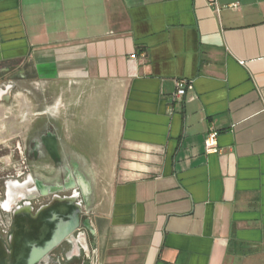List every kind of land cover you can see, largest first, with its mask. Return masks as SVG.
Returning a JSON list of instances; mask_svg holds the SVG:
<instances>
[{
  "label": "crops",
  "instance_id": "0c3cea01",
  "mask_svg": "<svg viewBox=\"0 0 264 264\" xmlns=\"http://www.w3.org/2000/svg\"><path fill=\"white\" fill-rule=\"evenodd\" d=\"M0 75L89 165L92 259L264 264V0H0Z\"/></svg>",
  "mask_w": 264,
  "mask_h": 264
},
{
  "label": "flooded vegetation",
  "instance_id": "af4514ba",
  "mask_svg": "<svg viewBox=\"0 0 264 264\" xmlns=\"http://www.w3.org/2000/svg\"><path fill=\"white\" fill-rule=\"evenodd\" d=\"M0 88L8 89L7 95L0 93V103L9 104L20 83L0 75ZM39 123L35 118L26 125L21 118L14 129L1 125L0 264H28V253L51 240L61 222L71 223V195L81 199L80 187L71 182L76 184L77 178L87 182L89 165L72 163L71 156L62 154L56 134ZM80 230L75 235L84 239ZM59 244L33 264H90L87 245L71 249V233Z\"/></svg>",
  "mask_w": 264,
  "mask_h": 264
},
{
  "label": "water",
  "instance_id": "95a60500",
  "mask_svg": "<svg viewBox=\"0 0 264 264\" xmlns=\"http://www.w3.org/2000/svg\"><path fill=\"white\" fill-rule=\"evenodd\" d=\"M77 185L80 187V196L81 199L78 201L79 195L74 193L71 195V223L61 222L57 230L54 232L51 240L43 242L42 246L36 249H33L28 253V264H33L37 257L46 254L48 251L53 248L59 247L60 241L67 234L71 233V249H80L84 248V245H87L89 252L91 253L90 246L87 243L86 237L82 239L80 236L75 235V232L81 228H86L91 231L89 225L90 222L80 220V214L82 210V205L87 203V194L89 192L88 182L84 183L79 178H77L76 184L75 181L71 182V186Z\"/></svg>",
  "mask_w": 264,
  "mask_h": 264
},
{
  "label": "rangeland",
  "instance_id": "374dc122",
  "mask_svg": "<svg viewBox=\"0 0 264 264\" xmlns=\"http://www.w3.org/2000/svg\"><path fill=\"white\" fill-rule=\"evenodd\" d=\"M18 90L19 89H15L14 91H12L9 104L0 103V130L2 129L1 125H5L6 128L7 126H9L14 129L20 124V120L22 118L21 108L23 107L24 99L21 98V93H19ZM8 107L14 108V110L11 111V114H8L6 112H4L3 114V111L1 110L6 109Z\"/></svg>",
  "mask_w": 264,
  "mask_h": 264
},
{
  "label": "built area",
  "instance_id": "2783aa9c",
  "mask_svg": "<svg viewBox=\"0 0 264 264\" xmlns=\"http://www.w3.org/2000/svg\"><path fill=\"white\" fill-rule=\"evenodd\" d=\"M187 80L185 79H178L176 81V87L174 92L171 94V98L173 101H181L182 97L185 93V89L189 86ZM217 135L218 131L215 129H210L207 135L204 138L203 145L204 150L207 153H216L218 151V144H217ZM90 264H100L98 260L92 259L90 260Z\"/></svg>",
  "mask_w": 264,
  "mask_h": 264
}]
</instances>
